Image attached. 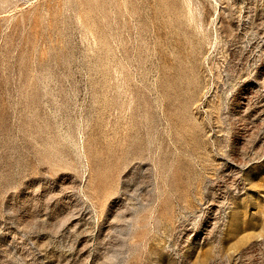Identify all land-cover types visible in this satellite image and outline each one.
Segmentation results:
<instances>
[{"label":"rangeland","instance_id":"obj_1","mask_svg":"<svg viewBox=\"0 0 264 264\" xmlns=\"http://www.w3.org/2000/svg\"><path fill=\"white\" fill-rule=\"evenodd\" d=\"M0 264H264V0H0Z\"/></svg>","mask_w":264,"mask_h":264}]
</instances>
